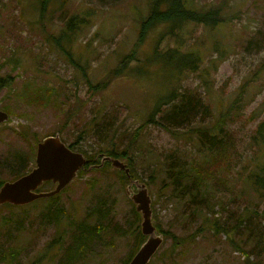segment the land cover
Masks as SVG:
<instances>
[{
  "label": "rangeland",
  "instance_id": "obj_1",
  "mask_svg": "<svg viewBox=\"0 0 264 264\" xmlns=\"http://www.w3.org/2000/svg\"><path fill=\"white\" fill-rule=\"evenodd\" d=\"M196 1L201 5H225L226 19L215 28L191 23L183 28L179 41L185 48L201 51L204 61L199 70L185 72L180 81L168 85H179L180 89L200 95L210 111L204 115V122H211L228 110L245 83L242 101L237 103L233 121L227 127V149L208 157L205 147L199 150L196 135H188L192 138L189 141L180 131H169L171 127L147 124L139 131L135 146L138 152L132 154V162L128 163L140 182L146 183L152 197V218L165 236L149 264H244V252L236 250L234 244L248 249L246 244L252 243L244 237L245 224L236 233L218 229L222 223L234 224L239 215L253 218L252 209H264V200L255 203L249 184L239 174L243 164L252 163L257 148L252 136L264 118V67L258 69L264 63V0ZM147 2L55 1L41 19L36 0H0V75L10 74L12 79L9 87L0 89V109L9 114V119L0 124V181L30 170L35 164L36 143L47 134L59 133L61 129L67 144L76 143L73 149L93 155L100 146L96 135H88L86 140L77 136L91 133H84L83 129L94 115L100 123L113 125L115 134L109 142L116 143L148 115L154 97L163 89L162 74L155 75L154 69L151 72L155 76L150 77L124 71L107 79L133 46L139 27L138 11L146 13ZM71 15H89L90 23L75 42L64 44L62 49L57 39ZM164 28L158 25L147 34L139 58L150 53ZM174 44L173 37H164L160 48ZM73 59L85 63V69L76 66ZM138 65L131 64L136 68ZM101 82L105 86L101 87ZM25 83L48 98L32 101L27 92H22ZM41 87H48L49 91ZM11 88L14 92H10ZM202 112L199 110L200 117ZM171 154L186 161L187 166L202 159L207 161L211 179L207 194L213 199L200 209L194 207L190 214L184 213V206L176 199L177 190L170 200L168 189L163 186ZM157 159L161 165L154 169L152 163ZM126 183L118 171L108 166L81 171L55 200L66 213L57 226L40 222V211L41 215L46 211L42 209L45 200L25 208L0 206V264H57L65 247L73 241L71 219L80 220L89 207L104 199L111 208L110 216L125 235L111 229L100 242L94 241L91 253L76 264H122L140 245L134 246L136 215L125 193ZM50 187L44 185L41 189ZM245 191L252 199L248 203ZM254 222L263 224L264 220ZM10 246L13 250L8 254Z\"/></svg>",
  "mask_w": 264,
  "mask_h": 264
},
{
  "label": "trees",
  "instance_id": "obj_2",
  "mask_svg": "<svg viewBox=\"0 0 264 264\" xmlns=\"http://www.w3.org/2000/svg\"><path fill=\"white\" fill-rule=\"evenodd\" d=\"M55 1L61 4L64 0H36L38 14L41 19L44 18ZM224 6L225 5L223 4L201 5L196 0H148L147 12L143 14L138 11L140 18L137 38L128 51V54L120 60L118 66L112 71V73H110L107 79L116 77L117 74H123L125 71L129 73H145L148 77L162 74L166 82L163 81V89L154 97L155 99L148 115L129 135L124 133L119 142H109V138H112L115 134V129L111 124L105 122L100 123L97 115H94L92 119L86 123L83 132L87 133L91 131V133L84 135L79 134L77 139L84 140L88 135H96L97 143L100 146L99 151L96 154L87 155L85 152H82L88 158L85 167H88L90 164L99 163L101 158L100 153H103L107 156L124 160L130 169L131 178L139 179L132 172L128 161L132 162V154L138 152L135 150L137 139L140 135L141 129L147 124H161L166 128L171 127L172 130L169 131L172 132L178 130L180 131L179 134L189 139V141H191L193 135H196L197 141L199 142V150H202L203 147H205L206 153H209L208 157L224 153L229 143V129L227 127L233 121L231 119L233 117L232 112L238 108L237 103L242 101L245 83L243 84L244 86L242 85L240 87L237 96L228 110L221 112L219 116L213 118L211 122H204V115L210 114V111L208 105L204 103L200 95L186 89H180L179 85H168V83L180 81L185 72H195L199 70L201 63L204 61V55L201 51L184 47L183 41H179V33L189 23L203 26L205 28H215L224 23V20L226 19V15L223 13ZM89 23V15L80 17H77V15H71L65 21V27L57 39L60 47L65 49L64 44L67 46L68 44L75 42L79 38V32L87 27ZM158 25H164V30L158 33L157 40L151 48L150 53H146L143 58H139L137 55L140 52L141 44L147 34ZM164 37H173L175 39V44L173 46H168L165 49L160 48L161 39ZM72 62L81 70L85 69V63H80L74 59ZM132 63L139 65L136 68L131 66ZM263 67L264 63L261 64L258 69L262 70ZM152 69H154L157 74L154 75L151 72ZM253 77L255 78V76ZM11 84L12 79H10V74L5 76L0 75V89L9 87ZM100 86H105V82H101ZM43 88L48 90V87H41V89ZM10 92H14V89L11 88ZM22 92H27L28 96L32 97V101L42 102L48 98V96H43L41 93L36 92L28 83L24 84ZM15 93L21 94L17 91ZM201 109H203V112L200 117L199 110ZM226 118H228V121H226ZM60 131L61 129H59V133H61ZM254 133L252 140L254 144L257 145V148L254 149L252 163L243 164L240 167L239 174L241 177H244L245 181L249 184L253 193V199L256 203V200H264V118L259 122ZM188 135L191 137H188ZM124 138L125 140H123ZM40 140L41 139L38 141ZM63 141L65 140L63 139ZM74 144L76 143L73 142L68 145L73 149ZM76 151L79 150L77 149ZM167 159H169L170 162L167 163L165 167L163 186L168 189L170 200L174 199V193L175 190H177L178 195L176 196V199L184 206L185 214H190L191 209L193 210L194 207L200 209L203 205L208 204L213 199L210 194H207L211 179L208 177L210 176V172L206 167L207 161L205 159H202V161L194 163L191 166H187V162L182 161L177 155L171 154ZM21 163L24 167V163ZM152 164L154 169H157L159 165H161V161L160 159H157ZM107 166L110 170L118 171L125 178L127 182L126 185L129 183V179L124 172L116 168H111L110 162L108 161L104 162L102 167L92 168L91 170H101ZM28 171L29 170H22L15 173L13 179ZM81 171L87 170L81 169L78 171L77 175H79ZM4 181H0V185ZM44 185L52 186L53 184L50 181L45 182L40 189ZM61 192L51 197L36 200L46 201L42 208L46 211L42 213V215L41 211L39 213V216H41V223H51L57 226L59 219L63 214H66L62 207L55 204V200ZM244 194L247 203L250 202L252 199L249 192L245 191ZM102 196H104V194H102L100 198ZM2 205H8L12 208H25L28 205H32V203L24 206H14L9 203L1 204L0 206ZM110 210L111 208L107 206V201L104 199L89 207L84 217L80 220L76 221L75 219H71V222L73 223L71 226V232L75 229L72 234L73 241L65 247L62 255L57 260V264H76L80 262L87 257V254L91 253L90 247L92 246V243H94V241L100 242L99 239L102 238V235L107 236L110 234L111 229L115 230L119 235H125V231L121 229V226L116 224L110 216ZM134 213L136 215L135 222L137 224L133 228L132 233L136 240L134 244L136 248L144 241L146 236L141 233L140 224L138 225L140 219L139 212L134 210ZM250 213L253 214L254 219L248 214L242 217L239 215L234 224L228 225L222 223L218 230H223L225 232L228 230V232L234 231L236 233L240 230V227L245 224L244 229L246 230V234L244 237H246V240L252 241V243L246 244L248 245V249H246V247H241L239 244H234V247L236 250L244 252V264H264V222L263 224L260 222H254V220H264V209L262 211L252 209ZM42 219H44V221ZM12 250L13 247L10 246L9 252H6L10 254ZM132 253H130V256L125 259L122 264H126L131 259Z\"/></svg>",
  "mask_w": 264,
  "mask_h": 264
},
{
  "label": "water",
  "instance_id": "obj_3",
  "mask_svg": "<svg viewBox=\"0 0 264 264\" xmlns=\"http://www.w3.org/2000/svg\"><path fill=\"white\" fill-rule=\"evenodd\" d=\"M9 119V114L0 109V124ZM100 161L85 167L88 158L80 151L70 148L60 133L46 135L36 143L35 164L31 170L0 185V205L9 203L16 206L29 204L37 199L54 196L61 192L81 169L90 171L110 162L111 168L123 171L128 177L125 193L140 214V230L146 236L136 252L126 264H148L164 242V234L159 232L152 218V197L144 182L133 179L124 160L100 153ZM50 181L48 189H40Z\"/></svg>",
  "mask_w": 264,
  "mask_h": 264
},
{
  "label": "flooded vegetation",
  "instance_id": "obj_4",
  "mask_svg": "<svg viewBox=\"0 0 264 264\" xmlns=\"http://www.w3.org/2000/svg\"><path fill=\"white\" fill-rule=\"evenodd\" d=\"M31 169H32V168H31ZM31 169H30V170H31ZM35 201H36V200H35ZM33 202H34V201H33ZM31 203H32V202H31ZM4 204H5V203H4ZM29 204H30V203H29ZM26 205H27V204H26ZM14 206H16V205H14ZM21 206H24V205H21Z\"/></svg>",
  "mask_w": 264,
  "mask_h": 264
}]
</instances>
